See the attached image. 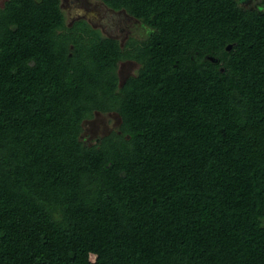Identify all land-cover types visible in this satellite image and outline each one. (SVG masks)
Listing matches in <instances>:
<instances>
[{
	"label": "trees",
	"instance_id": "trees-1",
	"mask_svg": "<svg viewBox=\"0 0 264 264\" xmlns=\"http://www.w3.org/2000/svg\"><path fill=\"white\" fill-rule=\"evenodd\" d=\"M105 3L147 31L0 6V264H264V0Z\"/></svg>",
	"mask_w": 264,
	"mask_h": 264
},
{
	"label": "rangeland",
	"instance_id": "rangeland-1",
	"mask_svg": "<svg viewBox=\"0 0 264 264\" xmlns=\"http://www.w3.org/2000/svg\"><path fill=\"white\" fill-rule=\"evenodd\" d=\"M4 1L0 0V5ZM246 3L247 5H255L258 3V0H246ZM61 5L63 11H65L66 22L70 23L76 14L85 15L103 34L117 38L121 45L125 41V37H127L126 34H122V28H124L123 31L125 33L132 32L136 34L139 31L138 28H133L135 26L133 20L129 21L130 19L127 18V27L126 25L125 27L122 25L123 19L115 25V22L112 20L115 14L108 11L102 0H61ZM116 14L121 15L119 12H116ZM119 27L122 28L120 29ZM137 67L138 65L132 61H120L117 69L120 81L122 82L128 75L135 73ZM119 122L120 118L116 113H95L91 119L83 122L81 138L86 143L92 144L96 138L105 135L111 130L117 129Z\"/></svg>",
	"mask_w": 264,
	"mask_h": 264
},
{
	"label": "flooded vegetation",
	"instance_id": "flooded-vegetation-1",
	"mask_svg": "<svg viewBox=\"0 0 264 264\" xmlns=\"http://www.w3.org/2000/svg\"><path fill=\"white\" fill-rule=\"evenodd\" d=\"M7 0H5L4 2H3V4L6 2ZM241 3H243V4H246L247 5V3H246V0H239ZM102 2H103V4H104V6L108 9V11L109 12H113V14H115V15H113V18L114 19H112L115 23V25L118 23V22H121V20L123 19L124 21H123V23H122V25L125 27V25H126V23H127V21H126V18L127 19H130L129 21H131V20H133V23H134V25L135 26H133V28L134 29H136V28H138V33H136L137 34V36H136V34L135 33H132V32H124L123 30H124V28H122V27H119L120 29H121V32H122V34H126V36L127 37H125V41L123 42V44H125V42L127 41V39L129 38V37H136V38H139V37H141L142 36V33H143V31H147V28L137 19V18H134L133 16H131L124 8H121V9H119V10H115V9H113V8H111V7H109L106 3H105V0H102ZM3 4L2 5H0V6H3ZM60 10L62 11V13H63V16H64V20L66 19V15H65V11H63V8H62V5H61V0H60ZM116 12H119L121 15H118V14H116ZM74 17V19H72V21L70 22V23H68V22H66L65 21V24H67L66 26L67 27H71L75 22H77V21H80V20H83V21H85L86 23H88L92 28H95V29H97V30H99V28L98 27H96V26H94L89 20H88V18H86V16L85 15H82V14H76L75 16H73ZM119 25V24H118ZM128 26L129 27H131L129 24H128ZM126 27H127V25H126ZM100 31V30H99ZM100 33L101 34H103L101 31H100ZM103 35H105V34H103ZM139 35V36H138ZM105 36H107V35H105ZM108 37H113V36H108ZM113 38H115V37H113ZM115 39H117V38H115ZM118 40V39H117ZM119 43H120V41H119ZM122 44V45H123Z\"/></svg>",
	"mask_w": 264,
	"mask_h": 264
},
{
	"label": "water",
	"instance_id": "water-1",
	"mask_svg": "<svg viewBox=\"0 0 264 264\" xmlns=\"http://www.w3.org/2000/svg\"><path fill=\"white\" fill-rule=\"evenodd\" d=\"M227 48L230 49L231 46H228ZM208 59L211 60V61H213V62H217V59L216 58H213L211 56H208ZM221 70H223V68H221Z\"/></svg>",
	"mask_w": 264,
	"mask_h": 264
}]
</instances>
